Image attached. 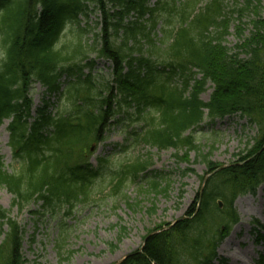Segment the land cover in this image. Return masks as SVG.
Listing matches in <instances>:
<instances>
[{"label": "trees", "instance_id": "16d2710c", "mask_svg": "<svg viewBox=\"0 0 264 264\" xmlns=\"http://www.w3.org/2000/svg\"><path fill=\"white\" fill-rule=\"evenodd\" d=\"M89 1L101 12L100 29L89 43L83 41L87 30L80 28L76 45L66 50L58 45L61 35L88 16ZM222 7L221 0L202 8L193 0H0V125L11 120L9 145L22 159L19 172H9L0 154V188L12 194L11 207L21 211L41 202L52 213L62 206L70 213L75 203L89 201L109 164L102 157L94 166L91 147L107 140L122 114L140 123L127 141L160 151L174 148L184 155L175 156L187 162L189 152L196 151L205 174L221 164L211 159L212 147L205 153L192 132L206 114L211 120L240 114L257 127L246 154L209 178L200 205L198 192L185 218L148 231L143 247L121 263L225 264L217 251L240 222L235 201L264 183V15L256 12L245 37L237 26L239 41L232 50L224 43L229 20L222 17ZM176 11L178 17H171ZM92 55L111 62L110 76L99 78ZM64 75L69 78L65 88ZM35 82L58 102L66 98L57 113L50 110V97L32 115ZM209 82L214 89L205 102L201 94ZM150 167L140 158L121 164L111 175V192L120 193L131 177L148 178ZM160 176L155 172L146 181V191L166 193ZM254 222L264 243V225ZM24 234L10 210L0 206V264H27ZM64 245L61 233L59 253ZM256 264H264V252Z\"/></svg>", "mask_w": 264, "mask_h": 264}, {"label": "rangeland", "instance_id": "374dc122", "mask_svg": "<svg viewBox=\"0 0 264 264\" xmlns=\"http://www.w3.org/2000/svg\"><path fill=\"white\" fill-rule=\"evenodd\" d=\"M156 1L158 0H151V3ZM193 1L197 2L198 8H202L211 0ZM221 2L222 17L229 20V33L224 43L234 50L239 41L237 26H242L243 37L249 35L250 22L257 16L256 12L264 15V0H252L250 5H247L248 0ZM87 4L88 16H80V23H70L61 35L58 45L65 46L66 50L71 51L72 46L76 45L82 33L80 28L87 30L83 41L89 43H92L91 36L99 28L96 22L100 20L101 14L95 9L94 2L89 1ZM171 17H178L177 11ZM91 57L94 58L95 55ZM96 72L99 78L108 77L109 62L97 60ZM66 80L67 76L62 78L63 82ZM206 88L201 95L205 101L213 91L212 83L209 82ZM45 90L40 83H34L31 87L33 116H36L37 108L44 104V99L49 97L53 104L50 110L54 113H57L61 104L66 103V98L58 102L57 95L48 96ZM122 115V123L111 127L107 140L95 146L91 155H88L94 166H98L99 158L102 157H108L109 164L94 183V192L89 201L75 203L70 213H67L66 206L52 213L48 207H42L38 202L19 211L17 207H11L12 194L6 188H0V206L10 210V215L18 220L25 231L23 254L27 264H117L143 246L148 231L157 226L167 227V224L187 216L195 205L196 195L202 184L200 176L206 172V166L197 159L196 151L189 152L190 161L187 162L175 156L178 151L174 148L160 151L157 147L137 144L131 139L127 141L130 132L140 123H132L127 115ZM8 124L9 120H4L0 125V153L4 157L6 169L19 172L22 159L15 156L9 145ZM192 134L205 153L212 147L211 159L214 162L229 166L246 154L248 142H252V138L256 136L257 128L240 115L215 120L206 116ZM178 154L184 157L183 152ZM137 158L149 160V171L153 173H149L148 178L143 181H134L131 177L120 193L113 194L111 175L121 164ZM186 168L193 171L184 173ZM155 172L161 174L157 178L160 189L168 186L166 193L146 191V181L153 179ZM235 206L241 220L218 247L219 257L226 259L225 264H256L259 255L264 252V243L258 239V228H255L254 223V220H258L264 225V184L255 195L239 196ZM208 225L209 223L206 226ZM61 233L65 237V245L59 253L57 243ZM214 264L221 263L216 261Z\"/></svg>", "mask_w": 264, "mask_h": 264}, {"label": "water", "instance_id": "95a60500", "mask_svg": "<svg viewBox=\"0 0 264 264\" xmlns=\"http://www.w3.org/2000/svg\"><path fill=\"white\" fill-rule=\"evenodd\" d=\"M92 149H93V148H92ZM209 177H210V175H208V176H206V177L204 178V181H203V184H202V186H201V190H200V197H202V194H203V191H204L205 184H206L207 180L209 179ZM220 205H222L221 202H220Z\"/></svg>", "mask_w": 264, "mask_h": 264}]
</instances>
